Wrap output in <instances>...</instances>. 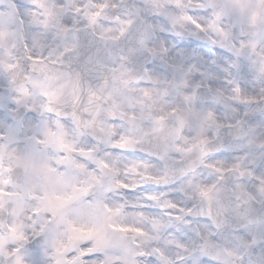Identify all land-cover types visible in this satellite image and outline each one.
Wrapping results in <instances>:
<instances>
[{"label": "clouds", "instance_id": "1", "mask_svg": "<svg viewBox=\"0 0 264 264\" xmlns=\"http://www.w3.org/2000/svg\"><path fill=\"white\" fill-rule=\"evenodd\" d=\"M247 2L240 12L232 0H0L14 33V55L6 59L19 65L0 70V118L62 124L77 147L109 165L82 161L103 180V203L120 209L113 222L140 230L117 234L134 264H264V11L253 23L260 0ZM49 9L57 24L46 29ZM97 11L89 31L98 63L79 73L80 102L62 99L46 110L48 98L31 82L43 76L24 59L25 41L37 55L46 52L37 38L59 50L73 34L59 27L83 28L86 14ZM89 88L102 97L99 120L115 135L84 127ZM113 88L115 114L105 98ZM160 115L168 117L162 125L153 119ZM121 138L130 142L120 147ZM29 215L25 232L33 242ZM125 255L113 250L114 264Z\"/></svg>", "mask_w": 264, "mask_h": 264}, {"label": "snow or ice", "instance_id": "2", "mask_svg": "<svg viewBox=\"0 0 264 264\" xmlns=\"http://www.w3.org/2000/svg\"><path fill=\"white\" fill-rule=\"evenodd\" d=\"M232 6L244 12L249 4L247 0H232ZM107 7L106 3L99 5L100 9ZM255 8L257 10L251 16L253 23L264 11V0H260ZM47 15L50 19L43 21L42 26L46 29L56 26V11L49 9ZM99 16V11L87 13V24L83 28L60 26V32L71 31L73 34L70 39L60 40L59 50L37 38L34 42L46 49L45 53L37 55L32 51L33 41H25L24 59L43 76L42 79H29L48 98L46 110L51 111V105L62 99L65 102L71 99L74 104L80 102L79 73L93 70V65L98 63L93 51L95 34L89 29L96 25ZM10 17L11 13L8 17L0 16V70L19 67L7 62L15 51V45L11 43L14 33ZM118 93L119 89L113 88L105 97L114 101L112 114L120 107L115 102ZM87 96L83 111L89 119L83 121L84 127H98L104 135H115L114 129L106 128L99 120L104 111L99 102L102 97L91 88ZM72 118L77 125L81 123L76 112L72 113ZM131 118L135 119V116ZM153 119L162 125L168 117L160 115ZM180 123L183 124V119ZM129 142L121 138L118 146L123 147ZM51 151L61 155L53 159ZM83 160L100 168L109 167L96 158L91 149L77 147L62 124L58 123L52 129L33 124L27 116L0 118V257H6L8 264H114L113 250L125 252L124 264H134L131 249L126 247V238L117 234L140 230L113 222L120 209L103 203L104 182L98 180ZM81 176L85 178L81 179ZM210 191L204 189L203 194ZM90 194L94 198L86 199ZM26 212L31 213L27 219L31 220L32 232L37 238L33 242L25 232ZM5 216L12 218L11 221L4 219ZM9 240L18 246L8 250Z\"/></svg>", "mask_w": 264, "mask_h": 264}]
</instances>
